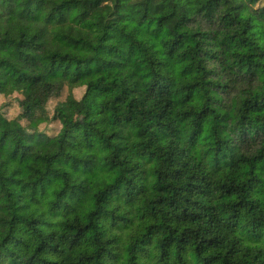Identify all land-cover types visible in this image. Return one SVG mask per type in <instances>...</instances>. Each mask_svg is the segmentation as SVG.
Segmentation results:
<instances>
[{
	"label": "trees",
	"instance_id": "obj_1",
	"mask_svg": "<svg viewBox=\"0 0 264 264\" xmlns=\"http://www.w3.org/2000/svg\"><path fill=\"white\" fill-rule=\"evenodd\" d=\"M258 1L0 0V264H264Z\"/></svg>",
	"mask_w": 264,
	"mask_h": 264
},
{
	"label": "rangeland",
	"instance_id": "obj_2",
	"mask_svg": "<svg viewBox=\"0 0 264 264\" xmlns=\"http://www.w3.org/2000/svg\"><path fill=\"white\" fill-rule=\"evenodd\" d=\"M264 4V0H259L257 2V5H262ZM2 76V71L0 69V77ZM74 93L76 95L77 98H79L82 94V91L80 88L75 89ZM65 92H63L61 95H59L58 97H54L51 98L50 101L47 104V109L50 111H52V109L54 108L55 104L62 100L64 98ZM19 98V96L17 94H14L12 96L9 97H5L3 95H0V112H2L6 117L8 118H13L15 117L19 112V106H18V101L17 99ZM59 128V123L57 121H54L52 123L49 124H42L40 125V129H43L44 132H46L47 134H54Z\"/></svg>",
	"mask_w": 264,
	"mask_h": 264
},
{
	"label": "clouds",
	"instance_id": "obj_3",
	"mask_svg": "<svg viewBox=\"0 0 264 264\" xmlns=\"http://www.w3.org/2000/svg\"><path fill=\"white\" fill-rule=\"evenodd\" d=\"M254 7H255V5H254ZM248 13L247 12H245V13H242V15H247Z\"/></svg>",
	"mask_w": 264,
	"mask_h": 264
}]
</instances>
